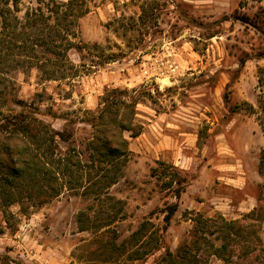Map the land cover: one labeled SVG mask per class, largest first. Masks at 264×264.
<instances>
[{"label":"rangeland","instance_id":"1","mask_svg":"<svg viewBox=\"0 0 264 264\" xmlns=\"http://www.w3.org/2000/svg\"><path fill=\"white\" fill-rule=\"evenodd\" d=\"M84 2L69 65L52 79L17 46L43 38L41 24L14 44L0 29V110L19 111L21 101L57 131L71 122V155L81 161L73 176L57 175L56 197L41 202L24 184L16 203L0 200V257L10 264H168L166 251L192 244L199 220H211L188 264H264V59L254 58L262 40L238 20L253 18L264 0ZM38 7L47 15L51 3L0 0V21L8 9L11 22L23 23ZM116 90L133 108L118 117L141 133L123 131L127 154L101 170L89 159L95 130L88 121ZM56 144L54 159H61L69 144ZM170 172L186 183L178 200L163 189ZM105 177L114 182L109 188ZM165 201L178 206L168 225ZM219 218L241 225L209 234ZM223 245L229 262L213 255ZM251 247L261 252L243 257Z\"/></svg>","mask_w":264,"mask_h":264},{"label":"trees","instance_id":"2","mask_svg":"<svg viewBox=\"0 0 264 264\" xmlns=\"http://www.w3.org/2000/svg\"><path fill=\"white\" fill-rule=\"evenodd\" d=\"M48 2L51 3V7L48 8L47 15L38 7L37 10L26 13V20L23 23L17 20H15V23L11 22L10 18L7 17L9 13L7 9V14L1 13L0 23L2 24L0 29L9 30L11 41L15 43L26 35L25 29L32 30L41 24L40 36H43V38L40 37V40L35 39L31 45L22 41L17 46L23 53L28 52L31 54L26 56L29 66L34 62L38 69L48 74L47 79H52L55 73L64 72L66 65H69L67 53L73 48V42L70 39L74 37L73 24L75 18L84 14L82 8L85 2L84 0H67L65 3L48 0ZM238 20L244 25L251 26L259 33L262 40V49H259L254 58L264 59V7L259 8L253 18L242 15ZM34 47L41 48L39 52L41 57L35 56ZM246 61L245 58L239 59L241 66ZM49 68L53 69L49 70ZM112 94L111 101L107 100L96 113L90 116L88 121L89 126L95 130L94 135L87 143V150L93 151L89 155V159L92 162H97L101 170H103L101 165L112 164L114 161L124 158L127 154V142L122 137L123 131H130L132 137H137L141 133L139 126L118 117L120 111L130 109V112H132L133 108L117 98L122 94L120 91H113ZM14 104L19 111L11 110L3 113L0 110V200L9 198L11 204L16 203L19 197L17 192H21L18 188L23 187L24 184L33 186L38 190L41 202L56 197L62 188V185H59L57 175L73 176V169L78 170L81 167L78 155L76 154L75 157L71 155V151L74 152L69 144L74 135L71 122H66L62 130L57 131L39 119L38 111L33 109L32 106L23 104L21 101H16ZM233 113L234 110L230 109L229 116H226V122L230 120ZM57 140L66 145L69 144L61 159H54V156L57 155L55 150L58 149ZM168 176L170 178L164 181L163 189L166 191V195L169 192L172 199L178 200L185 189L186 183L183 178L173 179L175 176L173 172H170ZM75 180L79 181V178ZM113 183L112 179L105 177L104 184L106 188H109ZM34 188H31L32 193L35 192ZM28 191L30 192V190ZM177 210L176 203L170 204L165 201L164 207L161 209L162 214H164L163 221L165 225L169 224ZM6 221L8 220L5 217ZM207 222L212 221L199 220L201 227L195 228L193 233L197 238L194 239L192 244L182 245L174 253L166 251L168 264L193 263L195 258L190 259V252L196 248L194 246L199 243L200 238H203L204 228L202 226L206 227ZM240 223V220L225 221L219 218V221L213 222L207 231L212 235L217 230L220 232L224 229L233 230L238 228L241 225ZM236 234L238 235V232ZM137 235L138 232L133 236ZM241 236H243L242 233L239 237ZM110 246H113L112 242ZM226 249V245H223L215 249L213 255L229 262L230 259L225 253ZM258 252L261 251L251 247L246 251L243 250L241 255L248 257ZM0 264L10 263L7 257H0Z\"/></svg>","mask_w":264,"mask_h":264}]
</instances>
